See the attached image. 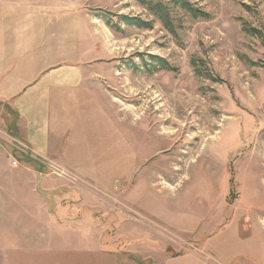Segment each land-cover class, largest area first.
Masks as SVG:
<instances>
[{
	"label": "rangeland",
	"instance_id": "rangeland-1",
	"mask_svg": "<svg viewBox=\"0 0 264 264\" xmlns=\"http://www.w3.org/2000/svg\"><path fill=\"white\" fill-rule=\"evenodd\" d=\"M186 1L154 0L171 31L138 0L34 3L79 15L56 42L102 50L119 114L77 172L0 147V264H264V0Z\"/></svg>",
	"mask_w": 264,
	"mask_h": 264
},
{
	"label": "crops",
	"instance_id": "crops-1",
	"mask_svg": "<svg viewBox=\"0 0 264 264\" xmlns=\"http://www.w3.org/2000/svg\"><path fill=\"white\" fill-rule=\"evenodd\" d=\"M36 1L0 0V147L9 150L14 141L61 172H77L81 165L73 162L109 150L119 114L109 87L114 75L104 73L102 50L92 42H56V25L65 33L78 28V14L39 9Z\"/></svg>",
	"mask_w": 264,
	"mask_h": 264
},
{
	"label": "trees",
	"instance_id": "trees-1",
	"mask_svg": "<svg viewBox=\"0 0 264 264\" xmlns=\"http://www.w3.org/2000/svg\"><path fill=\"white\" fill-rule=\"evenodd\" d=\"M138 2L144 7H146L153 15L158 17L162 21V23L166 26V28H168V30L171 31V29L169 28L170 27L169 26V16L168 14L166 15V13L164 12L165 10L163 8L162 3L156 4L154 0H138ZM172 3L176 4L179 8L187 12L189 15H191L195 19H198L204 16V14L196 11L191 6V4L188 3L186 0H172ZM126 23L129 24L130 22L126 20Z\"/></svg>",
	"mask_w": 264,
	"mask_h": 264
}]
</instances>
